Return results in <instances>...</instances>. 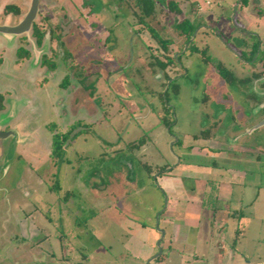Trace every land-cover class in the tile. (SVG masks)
I'll list each match as a JSON object with an SVG mask.
<instances>
[{
    "label": "rangeland",
    "instance_id": "1",
    "mask_svg": "<svg viewBox=\"0 0 264 264\" xmlns=\"http://www.w3.org/2000/svg\"><path fill=\"white\" fill-rule=\"evenodd\" d=\"M176 1L182 11L179 18L207 23L232 37H223L229 49L215 33L200 31L196 39L203 37L208 51L182 58L188 73L176 78L166 95L174 121L169 130L160 123L165 111L160 98L165 91L162 72L146 66L152 51L144 52L157 42L148 32H136L133 0H40L37 19L47 17V26L71 20L69 30H74V36L66 38L68 48L80 51L81 64L88 70L74 93L57 89L58 71L47 84V97L39 98L42 95L31 80L38 79L35 68L16 65L14 41L2 47L0 85L17 101L14 112L2 114L0 124L17 128L21 142L5 149L0 146V163L8 162L7 171L0 172V264H146L158 253L159 229L168 228L166 219H183L185 201L170 198L165 205L154 170L177 163L181 148L172 145L174 138H185L184 147L190 144L194 152L208 154L207 142L190 136L210 124L212 117L206 113L227 112L221 100L225 93L206 78L219 79L213 69L219 61L238 74L241 65L233 49L239 48L233 32L241 23L239 10L234 22L231 19L235 0H209L211 6L199 0L202 10L196 0ZM258 1L262 13L250 18L262 31L264 0ZM8 3L25 8L28 0H0V9ZM71 6L81 10L74 15ZM152 23L173 40L171 53L179 51L183 40L174 30V15L157 4ZM235 117V123H240L239 112ZM77 119L92 122L90 130L81 131L66 146L64 156L69 162L54 165L48 156L49 124L65 129ZM244 127L248 125H241L243 133L235 137L233 151L227 148L219 156L184 159L189 168L201 164L208 174L204 180L183 179L185 186L206 191L196 216L201 230L209 223L207 241L179 240L168 259L163 254L160 261L153 258L149 264H264V125L252 132L253 126ZM141 137L144 145L129 150L128 143ZM143 163L150 165L152 175ZM172 173L166 176L174 177ZM18 207L32 212L30 218L40 229L36 234L41 241L33 249L29 243L20 244L17 236L21 232L17 218L23 219ZM160 245L164 250L169 245L168 231ZM194 252L202 257L193 258ZM62 254L69 258L63 260Z\"/></svg>",
    "mask_w": 264,
    "mask_h": 264
},
{
    "label": "flooded vegetation",
    "instance_id": "2",
    "mask_svg": "<svg viewBox=\"0 0 264 264\" xmlns=\"http://www.w3.org/2000/svg\"><path fill=\"white\" fill-rule=\"evenodd\" d=\"M124 1V0H123ZM126 1V0H125ZM169 0H154L155 6H154V16L151 18H147L146 21L148 22L149 26H151L153 29H155L164 39L168 40L169 43L166 45V48L164 49L160 44L158 45H151L149 44L148 49H145L144 52H147L148 50H151L152 53L150 55V60H147L146 66L156 72L157 70H160L162 72V78L164 79L163 87L165 88V91L160 92V98L163 102V107H169L172 112V107L168 104L167 100V93L171 86H174L176 78L182 75H187L188 71L186 67L183 64L182 58H188L191 56L194 52H197L199 54H207L208 51V45L206 40H203V37L197 41V36L200 33V31H210L211 33H215L216 36L219 39H222V42L225 46L228 48L231 47L228 39L232 35L228 34V37L223 36L224 33H220L214 28H212L207 23L201 24V22L196 23V28L192 32V34L187 37V34L182 33L181 30H178L176 28V23L183 18H188L186 16L179 18L178 15L182 13L178 2L176 0H173L178 5V8L180 9V13L176 14L175 12L169 11L167 7V3ZM32 0H28L27 5H25V8L23 5L19 6L13 3L4 4L3 7L0 9V27H15L18 26L23 19L25 18L26 14L29 12L31 7ZM194 2H198L196 6L198 5V10H202V6L199 0H196ZM206 4L209 6L212 5V3L209 0L205 1ZM39 4L40 0L38 2L36 14L34 18L31 20L29 28L26 30H23L19 33H14L10 29L2 30L0 29V65L3 60V53L4 49L2 47H8L6 45H10V41H14L15 43L12 45L13 51L15 53V63L16 65H26V66H32L35 68V72L38 74V79H31L35 80L34 85L37 91L41 93V97L48 95L49 91L47 88V84L49 83V80L53 76H55V73L58 71L60 72V76L58 77V83H57V89L63 88L70 89L72 93L77 90L78 87L81 86V82L83 80L84 75L87 73V69L84 65L81 64V58H79V52L75 48H71L70 46L68 48L67 40L68 37H73L74 30L71 28L69 30V24L71 22L70 19L67 20H60L56 23H54L51 26L48 23H50V20L47 19V17H41L40 19H37L39 16ZM126 5L129 4L127 1L125 3ZM133 11L132 15L135 16L134 11L137 10V7L135 6V0H133ZM162 5L168 12L172 13L174 15V23L177 35L183 40V45L180 48L179 51H176L174 53H171L170 46L172 45L171 39L168 37H164L160 31H158L153 26V21L156 19V5ZM83 5H87L83 3ZM88 7V6H87ZM78 8V9H76ZM89 8V7H88ZM80 7L76 6L75 8L71 6V12L75 15V11H80ZM232 15L231 19L234 22V17L237 14V10H239L238 13H240V17H238L239 22L242 24L236 25V32H233L236 36H234L236 39L237 48H239V51L234 50V54L236 55V58H238L239 63L241 65V69L239 70L238 74H235V71L232 68H228L223 62L219 61L216 62L215 66H213L214 71L219 76L218 78L214 79H208V76L206 78V81L213 87L215 85L217 89L221 92L225 93L223 98L221 99L225 104L227 108L226 110H222L219 112H213L210 111L206 113L207 116H211L210 124L204 128L198 131L193 136H190V140L193 141H204L207 142L206 150L208 154H199L197 152L193 151V148L190 144L185 145L184 147V139L183 141L174 138V141L172 142V145L177 144L178 148H181V157L176 156L177 163L174 164H167L165 163L162 166H156L154 175V182L159 185L163 193L165 194L164 190L161 187V179L166 176L169 173L174 174V177L171 176V178H178L181 187L187 188L185 186L183 179L191 178L199 179L203 177V180L206 178L205 173H207L206 169L204 167H201V164H197V167L195 169H191L188 166V162L186 159L187 156H196V157H204L208 155H215L219 156L221 152L226 151H233L235 148V145L233 144L235 141V137L239 134V132L242 134V128L241 125L248 127H252L249 132H252L254 129H257L264 125V30L261 31L259 26H257L255 23L251 22V18L253 14L260 15L262 13V10L259 9V1L258 0H235L232 3ZM72 14V15H73ZM78 15H80L79 12H77ZM73 15V16H74ZM78 18V16H76ZM80 17V16H79ZM136 18V16H135ZM193 24H195L194 20H191L188 18ZM207 19L211 20V17H207ZM79 20V19H78ZM137 28L135 29L138 33H150V31L146 28L143 29V25L136 23ZM251 24V25H248ZM105 27V26H104ZM142 27V29H140ZM203 28V30H200ZM105 31H107L109 35L108 28H104ZM205 34V32H203ZM209 34V33H208ZM206 34V35H208ZM70 35V36H69ZM151 36V35H150ZM203 36V35H202ZM225 37V38H223ZM108 38V37H107ZM106 38V40H107ZM15 39V40H13ZM71 39V38H70ZM231 39V38H230ZM199 42V43H198ZM152 46L154 48H152ZM194 48V50L192 49ZM230 49V48H229ZM152 54L155 55L154 65H149L152 61ZM96 56V55H95ZM87 57H84V59ZM83 60V58H82ZM87 61V60H86ZM206 63L209 62V59L205 60ZM161 63L163 66H161ZM82 65V67H81ZM101 65V63H100ZM97 67V66H96ZM80 81V83H78ZM79 84V85H78ZM226 85L230 87V89L226 88ZM4 88V90H3ZM235 88V90H234ZM47 89V91H46ZM214 89V88H213ZM60 91V90H59ZM11 92L7 89L5 85H0V95L3 97V105L4 107L0 109V120L2 119V114H4L7 110H12L14 112L16 108V99H10L9 94ZM38 98V100H39ZM209 97L206 95V101H209ZM9 103H8V101ZM30 102V101H29ZM8 103V104H7ZM32 108V107H31ZM240 113V123H235V113ZM162 116H160V123L162 122ZM222 116V117H220ZM226 120H229L227 123H224ZM165 126H168V130L171 129V126L174 124L173 119L171 118L170 122L168 124L163 123ZM92 125V122H86L80 119H77L72 124L67 125L65 129H60L57 124L50 125L51 127L48 128L50 131V138H49V150H48V156L49 159L52 158V162L54 165L56 164H64L69 162V158L64 156V150L66 146L71 144L75 138H77L79 135H81V131H89V127ZM224 126V127H223ZM222 128H227L226 131H221ZM236 129V130H235ZM233 131H236L235 133ZM0 133L3 134V136L0 135V146L3 147V149L7 148L12 142L15 141L14 145H17V142H21L20 135L18 134L17 128L14 126L8 124H5L3 122V125L0 124ZM61 135L62 137L66 134L68 139L63 143L62 150L60 152L59 156L52 155V142H53V136L54 135ZM240 136V135H239ZM136 145L138 143V139L134 140ZM145 143V142H144ZM5 144V146H3ZM129 144V143H128ZM144 145V144H142ZM142 145L139 146H133L131 148L128 147L129 150L140 148ZM231 146V147H227ZM0 147V149H2ZM185 149H182V148ZM233 148V149H232ZM213 149V150H212ZM224 151H221L223 150ZM183 154V155H182ZM55 160V161H54ZM6 160L2 161L0 163V172L5 173L7 171L6 168ZM144 166H147L150 168V165L147 163H143ZM186 165L185 167H181L179 165ZM174 171H178L179 173H175ZM150 175H152L153 171H149ZM189 188V187H188ZM203 194L205 193V190L203 188ZM166 204L167 205V196L165 194ZM21 216H23V219H18V225L19 228H21L20 235H17L20 237V244L29 243L30 249H33L36 247L35 245H38L40 243V239L37 237V232L40 230L38 226L35 225V223L31 220V213H26L21 207H18ZM23 213L25 215H23ZM17 224V223H16ZM34 228H37L34 230ZM16 236V237H17ZM18 238V237H17ZM37 238V239H36ZM53 255V254H52ZM64 254H62L63 256ZM162 255L161 253L159 256ZM65 256V255H64ZM157 256V257H159ZM155 257V258H157ZM69 258V257H66ZM154 258V259H155ZM151 261V258H150ZM149 264V263H148Z\"/></svg>",
    "mask_w": 264,
    "mask_h": 264
},
{
    "label": "crops",
    "instance_id": "3",
    "mask_svg": "<svg viewBox=\"0 0 264 264\" xmlns=\"http://www.w3.org/2000/svg\"><path fill=\"white\" fill-rule=\"evenodd\" d=\"M191 178L194 179L193 177ZM160 184L167 196L168 201L170 200V198L174 200L181 199L185 201L187 208L183 219L180 218V221H177L178 218L169 217L168 219H166L168 228L164 229V236L168 231L169 245L165 250L162 249V253L166 255V259H168L172 251H175V249L172 247L174 242H178L179 240L186 241L188 238H192L196 242L202 240L207 241V237L210 236V227L208 226L209 223H206L204 228L201 230L200 222L197 218V214H199V206L202 203L201 195H204L206 191L203 194L204 191L200 189H194L192 187L183 188L181 187V183L178 178L163 177ZM174 208L176 210V206ZM228 215H231L232 217L235 214L230 212ZM225 245L226 244H224V246ZM201 257L202 256L198 255L196 252L193 253V258L198 259ZM62 258L63 260L68 259L65 256H62Z\"/></svg>",
    "mask_w": 264,
    "mask_h": 264
},
{
    "label": "trees",
    "instance_id": "4",
    "mask_svg": "<svg viewBox=\"0 0 264 264\" xmlns=\"http://www.w3.org/2000/svg\"><path fill=\"white\" fill-rule=\"evenodd\" d=\"M135 6L137 7V10L134 11V14L137 18V23L143 25V29L147 28L150 31L151 37L160 44L164 49L166 48V45L169 43L168 40L164 39L155 29H153L151 26H149L148 22L146 21L147 18H151L154 16V6L155 2L154 0H135ZM167 7L169 11L175 12L176 14L180 13V9L178 8V5L173 0H169L167 3ZM176 28L178 30H181L182 33L187 34V37H189L194 29L196 28V24H193L188 18H183L182 20L178 21L176 23ZM142 29V27H140ZM194 50V48H192ZM155 55L152 54V61L149 63V65H154ZM161 66L163 64L161 63ZM4 107L3 105V97L0 95V109ZM164 114L162 116V122L165 124H168L171 120V109L169 107H164ZM68 137L65 134L62 139L61 135L57 134L53 136V142H52V155L59 156L60 152L62 150L63 143L67 141ZM145 139L140 138L138 140V143L134 145L135 143H129L128 147L131 148L133 146H139L144 144ZM148 171H151L149 167L146 166ZM162 259V255L155 258V260L160 261Z\"/></svg>",
    "mask_w": 264,
    "mask_h": 264
},
{
    "label": "water",
    "instance_id": "5",
    "mask_svg": "<svg viewBox=\"0 0 264 264\" xmlns=\"http://www.w3.org/2000/svg\"><path fill=\"white\" fill-rule=\"evenodd\" d=\"M38 2L39 0H32L31 2V7H30V10L29 12L26 14L25 18L23 19V21L18 25V26H15V27H9V28H6V27H0V29L2 30H5V29H10L12 32L14 33H19V32H22L23 30H26L27 28H29L30 26V23H31V20L34 18L35 14H36V10H37V6H38ZM1 136H3L2 133H0ZM159 217V215H158ZM158 222V221H157ZM159 232L161 234V237L160 239L158 240L157 242V245H158V253L155 254L153 257H151V259L159 256L161 253H162V247L160 245V242L161 240L163 239V236H164V230L162 229H159ZM150 261V259H149ZM149 261L146 263L148 264Z\"/></svg>",
    "mask_w": 264,
    "mask_h": 264
}]
</instances>
